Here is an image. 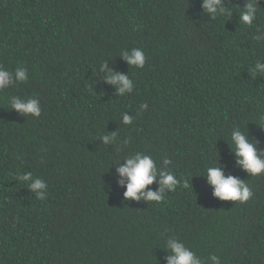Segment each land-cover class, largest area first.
<instances>
[{
	"label": "trees",
	"instance_id": "1",
	"mask_svg": "<svg viewBox=\"0 0 264 264\" xmlns=\"http://www.w3.org/2000/svg\"><path fill=\"white\" fill-rule=\"evenodd\" d=\"M246 3L223 0L236 12L213 20L202 0H0V65L28 70L0 92V264H166L173 237L204 260L264 264V174L242 171L229 145L239 125L264 150V76L248 70L264 64L252 39L264 0L251 28L239 23ZM132 48L143 69L119 56ZM103 61L133 79L130 95L104 81ZM12 96L39 99L40 117L12 110ZM114 133L119 146L99 140ZM136 151L158 168L170 159L191 187L125 200L117 168ZM216 164L248 184L247 202L213 196L201 175ZM25 171L47 183L44 200L16 179Z\"/></svg>",
	"mask_w": 264,
	"mask_h": 264
},
{
	"label": "clouds",
	"instance_id": "2",
	"mask_svg": "<svg viewBox=\"0 0 264 264\" xmlns=\"http://www.w3.org/2000/svg\"><path fill=\"white\" fill-rule=\"evenodd\" d=\"M223 0H202V9L209 17L216 20L218 17H231L236 12V7L226 8L222 6ZM260 0H247L243 10H239L240 26L251 28L258 19V14L262 11L259 7ZM257 35L252 37L258 44H264V29L256 28ZM119 56L127 62L130 67L143 69L146 62V56L142 49L132 48L123 50ZM249 73L253 79L258 75L264 76V64L257 59L255 63L249 67ZM99 73L103 76L104 81L114 86L120 97L130 95L135 88L133 79L129 75L113 73L107 69V65L103 61L98 68ZM28 80V70L26 68L17 67L14 71H10L3 65H0V92L11 86L25 83ZM11 109L25 117L31 116L39 118L41 115V104L37 98H21L20 96L9 97ZM148 105L142 103L138 109V115L147 109ZM134 117H129L126 112L121 114V122L123 125H131ZM260 123L264 125V115L260 117ZM264 128V127H262ZM105 145L114 143L120 145L117 133L111 135H101ZM127 145V142L125 146ZM231 151L236 157V163L242 171L250 176H258L264 174V150H257L256 145L251 142L245 130H241L239 125L233 126L230 132ZM123 166L117 168L120 180L118 183L124 187V199L127 201L144 200L148 204H160L169 192H175L178 186L187 189L190 186V179L178 178L176 173L170 170L173 162L165 158L162 161L163 167L158 168L156 161L152 155L136 151L124 156ZM118 164V163H117ZM206 179L207 185L213 189V196L219 201L231 202H247L253 195L250 187L238 177L226 175L224 166L216 164L208 166L205 174L201 175ZM16 179L35 194L39 200H44L47 183L40 179L34 178L31 172H18ZM156 183L158 188L151 190L149 186ZM164 248L169 253L166 256V264H221V257L216 254L208 256L207 260L198 256L191 248L175 237L168 238L164 241Z\"/></svg>",
	"mask_w": 264,
	"mask_h": 264
}]
</instances>
